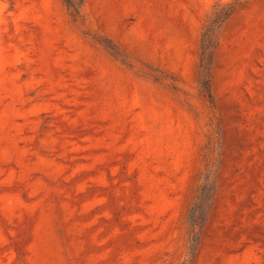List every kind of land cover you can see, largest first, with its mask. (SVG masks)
I'll use <instances>...</instances> for the list:
<instances>
[{"label":"rangeland","instance_id":"374dc122","mask_svg":"<svg viewBox=\"0 0 264 264\" xmlns=\"http://www.w3.org/2000/svg\"><path fill=\"white\" fill-rule=\"evenodd\" d=\"M0 0V264H264V0Z\"/></svg>","mask_w":264,"mask_h":264},{"label":"trees","instance_id":"16d2710c","mask_svg":"<svg viewBox=\"0 0 264 264\" xmlns=\"http://www.w3.org/2000/svg\"><path fill=\"white\" fill-rule=\"evenodd\" d=\"M66 2H67L68 5H71V6L74 5L73 4V0H66Z\"/></svg>","mask_w":264,"mask_h":264}]
</instances>
